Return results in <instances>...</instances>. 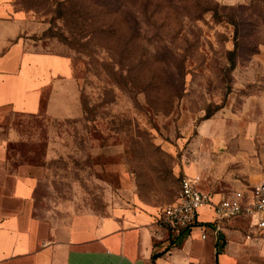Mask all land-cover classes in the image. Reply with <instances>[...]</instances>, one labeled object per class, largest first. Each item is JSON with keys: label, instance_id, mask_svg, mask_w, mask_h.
<instances>
[{"label": "rangeland", "instance_id": "obj_1", "mask_svg": "<svg viewBox=\"0 0 264 264\" xmlns=\"http://www.w3.org/2000/svg\"><path fill=\"white\" fill-rule=\"evenodd\" d=\"M13 3L27 15L26 47L73 67L65 114L45 111L47 88L41 112L0 115L16 137L11 167L43 168L35 218L127 208L156 218L184 176L223 196L252 191L264 170V0ZM220 225L161 243H199L200 264H264V232L246 218Z\"/></svg>", "mask_w": 264, "mask_h": 264}, {"label": "crops", "instance_id": "obj_2", "mask_svg": "<svg viewBox=\"0 0 264 264\" xmlns=\"http://www.w3.org/2000/svg\"><path fill=\"white\" fill-rule=\"evenodd\" d=\"M13 1L0 0V115L3 110L41 112L47 88L45 111L65 114L71 61L26 47L22 33L27 15ZM15 138L12 128L0 126V264H200L194 257L202 256L196 252L199 243L170 250L155 236L156 218L142 208L78 213L61 222L35 218L32 209L43 168L11 167L8 144Z\"/></svg>", "mask_w": 264, "mask_h": 264}, {"label": "built area", "instance_id": "obj_3", "mask_svg": "<svg viewBox=\"0 0 264 264\" xmlns=\"http://www.w3.org/2000/svg\"><path fill=\"white\" fill-rule=\"evenodd\" d=\"M206 208L212 210L213 219L200 218V212ZM237 218L248 219L253 228L264 232V170L249 194L237 191L231 196L203 190L198 178L182 177L175 199L159 209L154 221L155 236L175 241L198 229L205 239L209 229L218 231L220 223ZM45 243L42 240V244Z\"/></svg>", "mask_w": 264, "mask_h": 264}, {"label": "trees", "instance_id": "obj_4", "mask_svg": "<svg viewBox=\"0 0 264 264\" xmlns=\"http://www.w3.org/2000/svg\"><path fill=\"white\" fill-rule=\"evenodd\" d=\"M230 54H231V60H233L234 51H231ZM172 242H174V240H172Z\"/></svg>", "mask_w": 264, "mask_h": 264}]
</instances>
